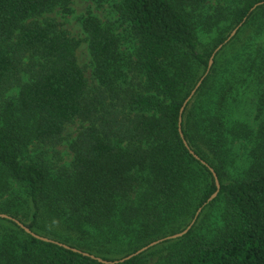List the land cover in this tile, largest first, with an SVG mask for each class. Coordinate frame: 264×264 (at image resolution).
I'll return each instance as SVG.
<instances>
[{
  "label": "trees",
  "instance_id": "trees-1",
  "mask_svg": "<svg viewBox=\"0 0 264 264\" xmlns=\"http://www.w3.org/2000/svg\"><path fill=\"white\" fill-rule=\"evenodd\" d=\"M64 1L0 0V200L11 180L29 197L24 216L11 204L1 205L0 214L114 262L167 237L171 221L180 218L184 225L171 236L183 232L202 209L187 235L164 242L170 250L162 260L150 258L156 247L114 264H264V46L247 60L262 121L251 166L241 177L229 179L228 147L250 137L248 126L229 129L220 113L204 109L198 118L191 108L221 77L217 57L226 48L247 49L248 39L263 32L264 0H244L232 13L230 31L242 26L207 76L212 55L231 34L202 55L192 17L172 0H115L139 46L122 50L96 17H86L91 77L78 63L80 41L54 20H35ZM192 61L204 71L186 75ZM204 76L183 115L189 150L179 133L180 111ZM76 122L82 127L70 144L75 157L69 167L52 174L45 162L23 159L30 146L62 145ZM210 168L220 191L208 202L217 192ZM218 202L224 205L222 227L211 240L197 237L200 216ZM0 264L106 263L39 241L0 219Z\"/></svg>",
  "mask_w": 264,
  "mask_h": 264
},
{
  "label": "rangeland",
  "instance_id": "rangeland-1",
  "mask_svg": "<svg viewBox=\"0 0 264 264\" xmlns=\"http://www.w3.org/2000/svg\"><path fill=\"white\" fill-rule=\"evenodd\" d=\"M172 2L184 9L192 17L197 34L198 51L202 55H207L218 40L233 33V31H230L231 15L244 5V0H172ZM118 5L119 1L115 0L105 2L66 0L56 4L48 12L35 18V20H54L61 24L62 28L71 37L80 41V46L77 50L78 63L83 67L87 77H91L93 69L92 59L87 35L82 27V20L86 17H96L103 28L120 40L121 46H123L122 50L131 53L135 52L139 46L132 34L130 25L123 19ZM246 46L247 49L243 48L237 53L226 48L223 55L217 57L219 59L221 77L213 83V85L215 84L213 87H210L209 90L204 92L205 94L191 104V108L195 109L192 108L198 118L201 116L202 110L205 109L212 111L213 115L220 113L229 129L235 128L239 124L248 126L251 132L250 137L232 141L228 147L230 161L227 168L229 179L231 180L241 177L251 166V152L254 148L253 138L256 136L262 121L259 119L260 115L257 105L258 92L255 84L252 83V79H250L251 76L248 75L247 66L249 63L247 60L250 52L264 46V30L262 33L254 34L253 38H249ZM187 68L186 75H190L192 71L200 73L204 71L203 67L200 69L193 61L189 63ZM241 78L245 79L242 80ZM184 82L183 86H186V79ZM231 86H233V89L229 90ZM81 127V122L68 126L63 144L54 149L30 146L29 152L25 153L23 159L45 162L44 164L48 166L52 174H55L63 166L69 167L75 157L70 144L79 134ZM141 174L144 175L147 172ZM28 201L29 197L26 189L21 184L11 180L9 191L0 200V206L7 204L16 205L19 210L18 214L22 217L24 213L28 212ZM223 210L224 205L222 202H218L206 209L198 220L195 235L206 240L213 239L223 225ZM32 214L33 212L24 219L26 224L32 221ZM171 222L174 223L165 230L167 237L171 236V233L184 228L181 223L183 220L180 218L178 221ZM39 233L41 234L40 236L44 235L41 232ZM156 247L157 249L153 253L151 252L150 258L159 261L166 257L170 247L164 245V242L153 248ZM122 255L113 256V258H119Z\"/></svg>",
  "mask_w": 264,
  "mask_h": 264
},
{
  "label": "water",
  "instance_id": "water-1",
  "mask_svg": "<svg viewBox=\"0 0 264 264\" xmlns=\"http://www.w3.org/2000/svg\"><path fill=\"white\" fill-rule=\"evenodd\" d=\"M257 6H255L254 9H256ZM242 26V24L236 28L233 33L231 34V36L228 38V40H226L224 42L223 45H220L214 52V54L212 55L211 59H210V62H209V66H208V69H207V73H206V76L210 73L211 71V68L213 66V63H214V59L217 55V53L223 48V46L225 44H227L229 41L232 40V38L235 37V35L237 34L239 28ZM205 79V76L204 78H202V80L197 84V86L195 87V89L192 91V93L190 94V96L188 97V99L184 102L183 104V107L180 111V117H179V133H180V137L181 139L183 140V143L185 145V147L187 149L190 150V146L188 144V142L186 141L185 137H184V133H183V129H182V126H183V115H184V112H185V109L187 107V105L189 104V102L193 99V97L195 96L197 90L200 88V86L202 85L203 81ZM190 154H192V156L196 159V160H199V157L191 150L190 151ZM204 165H207L205 162H202ZM210 171L212 172L214 178H215V182H216V186H217V192L210 198V200L208 202H211L213 201L219 194V191H220V181L218 179V176L217 174L215 173V171L210 168ZM202 212V209H200L194 220L192 221V223L190 224V226H188V228L186 230H184L183 232L181 233H178V234H175V235H172V236H169V237H166L164 239H161V240H158V241H155L151 244H149L148 246L140 249L139 251H137L136 253L134 254H131L130 256H127L126 258H123V259H120V260H116L114 262H109V261H105L101 258H97L95 256H92L90 254H87V253H83V252H80L79 250L77 249H74V248H71L70 246H67L65 244H61V243H58V242H55L54 240H51L49 238H46V237H43V236H40L36 233H34L32 230H30L29 228H27L24 224H22L21 222H19L18 220L8 216V215H5V214H0V219H5V220H8V221H12L14 223H16L22 230H24L27 234L31 235L32 237H34L35 239L39 240V241H42V242H45V243H54V244H58L62 247H64L65 249H68V250H72L74 252H77V253H81L85 256H90L92 259H96L98 260L99 262H102V263H106V264H114V263H122V262H125V261H128V260H131L132 258L134 257H137V256H140L141 254L145 253L146 251H148L150 248H153L163 242H166V241H170V240H176V239H180V238H183L185 235H187L189 233V231L192 229V227L194 226L196 220L198 219L200 213Z\"/></svg>",
  "mask_w": 264,
  "mask_h": 264
}]
</instances>
